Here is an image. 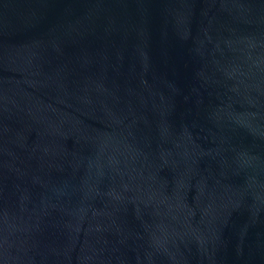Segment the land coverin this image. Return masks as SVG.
<instances>
[{
	"label": "water",
	"instance_id": "obj_1",
	"mask_svg": "<svg viewBox=\"0 0 264 264\" xmlns=\"http://www.w3.org/2000/svg\"><path fill=\"white\" fill-rule=\"evenodd\" d=\"M0 264H264V0H0Z\"/></svg>",
	"mask_w": 264,
	"mask_h": 264
}]
</instances>
